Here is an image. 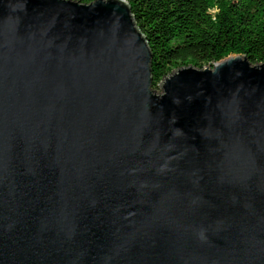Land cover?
<instances>
[{
  "label": "water",
  "instance_id": "1",
  "mask_svg": "<svg viewBox=\"0 0 264 264\" xmlns=\"http://www.w3.org/2000/svg\"><path fill=\"white\" fill-rule=\"evenodd\" d=\"M150 61L125 0H0V264H264V63Z\"/></svg>",
  "mask_w": 264,
  "mask_h": 264
},
{
  "label": "trees",
  "instance_id": "2",
  "mask_svg": "<svg viewBox=\"0 0 264 264\" xmlns=\"http://www.w3.org/2000/svg\"><path fill=\"white\" fill-rule=\"evenodd\" d=\"M125 1L151 51L153 86L174 69L229 55L264 63V0Z\"/></svg>",
  "mask_w": 264,
  "mask_h": 264
},
{
  "label": "rangeland",
  "instance_id": "3",
  "mask_svg": "<svg viewBox=\"0 0 264 264\" xmlns=\"http://www.w3.org/2000/svg\"><path fill=\"white\" fill-rule=\"evenodd\" d=\"M205 66H207V65H205ZM175 70V69H174ZM173 71V70H172ZM171 71V72H172ZM151 89L154 91V92H156V93H161V91H162V89H161V81L160 82H158L155 86H153L152 84H151Z\"/></svg>",
  "mask_w": 264,
  "mask_h": 264
}]
</instances>
